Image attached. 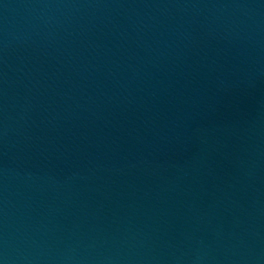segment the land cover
I'll list each match as a JSON object with an SVG mask.
<instances>
[{
    "label": "water",
    "instance_id": "95a60500",
    "mask_svg": "<svg viewBox=\"0 0 264 264\" xmlns=\"http://www.w3.org/2000/svg\"><path fill=\"white\" fill-rule=\"evenodd\" d=\"M0 264H264V0H0Z\"/></svg>",
    "mask_w": 264,
    "mask_h": 264
}]
</instances>
